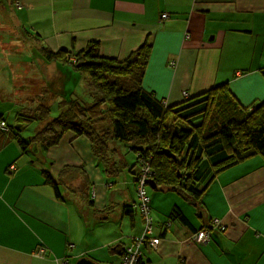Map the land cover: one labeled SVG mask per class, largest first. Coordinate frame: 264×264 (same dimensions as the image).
<instances>
[{"label": "crops", "instance_id": "obj_1", "mask_svg": "<svg viewBox=\"0 0 264 264\" xmlns=\"http://www.w3.org/2000/svg\"><path fill=\"white\" fill-rule=\"evenodd\" d=\"M20 2V11L24 6L28 12L8 22L3 14L8 0H0V117L12 128L16 111L25 108L14 105V91L21 89L28 95L33 91L26 88L31 82L20 79L24 75L17 69L21 66L28 75L29 62L42 59L36 54L40 40L48 47L73 51L96 42L102 56L118 60L148 44L142 87L166 106L182 102L183 91L192 97L223 84L242 107L264 101V0ZM35 13L44 20L38 21L44 24L41 27H37ZM163 13L167 14L164 19ZM31 44L35 57L29 50ZM50 64L73 88L77 86L73 72L58 62L47 66ZM34 67L39 69H34L35 77L43 78L44 65ZM61 87L66 88L62 83ZM31 101H36L35 95ZM12 104L16 108L10 122ZM71 139L67 135L59 145L42 151L44 156L31 155L29 148L22 151L10 132L0 128V264H63V259L75 264L80 258L95 264H118L113 246L128 245L132 234L142 230V220L121 216L118 206L137 203L134 183L125 174L104 179L88 141ZM82 163L84 167L78 169ZM67 165L76 170L66 171ZM42 171L54 185L45 183ZM63 171L70 177L63 176ZM73 182L79 183L78 189L71 187ZM210 195L216 197L212 206L205 201L203 214L210 210L221 218L226 231H216L205 244H189L194 230L169 218L173 207L168 211L167 206L164 216L158 203L155 209L151 204L156 213L152 234L159 236V242L156 249L142 252L141 264H264V165L235 181L229 178L222 192L218 187ZM170 200L191 224L202 223L191 212L195 208L178 196L167 199V204ZM149 201L152 203L150 197Z\"/></svg>", "mask_w": 264, "mask_h": 264}, {"label": "trees", "instance_id": "obj_2", "mask_svg": "<svg viewBox=\"0 0 264 264\" xmlns=\"http://www.w3.org/2000/svg\"><path fill=\"white\" fill-rule=\"evenodd\" d=\"M9 2L16 12L22 9L20 0ZM42 42H37L39 54H36L42 57L43 64L58 62L62 68L69 69L77 77V86L73 88L74 84L62 76L61 83L66 88L61 95L56 93L59 100L50 106L48 97L53 90L50 87L46 90L45 82L34 78L42 82L43 89L38 90L36 98L40 102L17 110L14 128L0 117V123L5 124L20 149L26 151L33 142L46 153L67 135H72L70 142L84 137L104 179L125 174L134 181L136 190L144 181L145 191L147 186L156 191L175 193L187 206L197 209L194 210L196 216L203 220L198 225L191 224L177 205L168 215L194 230L189 244L202 245L195 241L201 231L209 232L208 242L216 231L225 232L224 221L212 216L210 210L204 216L203 211L207 208L198 207V204L220 172L257 156L264 165V101L251 108L242 107L227 84H223L188 96L179 104L166 106L142 87L150 54L148 44L118 60L102 56L96 42L74 51L60 46L48 47ZM80 84L84 88L78 87ZM51 107L57 110V115L50 120ZM45 115L49 120L47 124L25 141L19 133L28 126L27 122ZM128 157L132 158L131 163ZM65 167L66 171L76 170L74 165ZM83 167V163L77 166L78 169ZM42 173L46 184H55L47 173ZM62 174L70 177L69 172ZM118 206L121 216L127 219L136 216L142 220V230L132 234L133 237L144 234L147 220L144 212L150 218L153 230L155 225L149 202L145 207L140 200ZM150 236L159 240V236ZM127 247L120 243L113 246L119 262ZM152 249L147 242H142L141 257L136 264H141L144 250Z\"/></svg>", "mask_w": 264, "mask_h": 264}, {"label": "rangeland", "instance_id": "obj_3", "mask_svg": "<svg viewBox=\"0 0 264 264\" xmlns=\"http://www.w3.org/2000/svg\"><path fill=\"white\" fill-rule=\"evenodd\" d=\"M8 3H9V7L6 6L3 9V14L5 15L4 19H9V20H7L8 22L15 21L18 18L17 15H24V14H26L28 12V8L23 6V10L22 11H18L15 14V12H14L15 8H14V6H12L13 4H11L9 2V0H8ZM35 14H36V17H37V27H41L44 24L39 25L38 24V21H40L39 23H43L44 20H39V13H35ZM163 14H165V13H163ZM165 15H167V14H165ZM21 22H23V20H21ZM29 50L31 52V55L35 57V54L33 53L34 46L32 44L30 45V49ZM29 63L30 64L28 66V68H29L28 75L24 73V71L22 70V67L21 66H18V69L17 70L20 71L24 75V76L20 77V79H22L23 81H25L26 84H27V82H31V84H27L26 85V88H31L33 91H31L30 94L35 95L36 98H37V95H39L38 94V90L41 91L43 89V87H42V83L37 84L35 82V79H34L35 78V73H33V72H34V69H36V71H38L39 69L36 68V67H34V64L37 65V63H39L40 68L44 64H43L42 60L39 59V58H38V61H35V62L30 61ZM24 64H26V63H24ZM26 65H28V64H26ZM15 68H16V65L14 66V71H15ZM44 68L46 69V71L42 74L43 75V78H37V79H40L42 82H44L43 79H45V84L46 85H44V88L47 90L50 87L53 90V92L50 93V95L48 97L49 98L48 99V102H49L50 106H52L53 104H55V102H57L59 100L58 97L56 96V93H59L60 92L59 95L62 94L61 93L62 92V87H61V78H62V76H59V74L57 72H55L54 67H53V64H50L49 66L44 65ZM48 83H51L52 86H47ZM78 87L84 88V86L82 84H80ZM14 89H16V88H14ZM16 90H18V89H16ZM13 94L16 95L15 97L13 95V97H14L13 98V101H14V105L18 109H20L22 106L27 109L29 107V105L37 104L38 102H40V101H35V102L31 101L32 95H28L26 92L22 91L21 89H20V91L19 90L18 91H14ZM181 95H182V97H184L183 93ZM11 97H12V94H11ZM184 98H187V97H184ZM14 105L12 104V112H11L12 114H10L8 116V120L10 122H13V113L15 112V108H16ZM55 115H57V110H55L53 107H51L50 108V118L49 119L51 120ZM46 116L47 115L43 116L42 119H38L36 123L34 122V124H29L28 126H26L19 133L21 135V137L25 141H28L30 139V137L33 135L34 131L37 128H42L45 124H47L46 122L49 121V120L47 118H45ZM10 117H12V118H10ZM5 118H7V115H5ZM32 143L28 146L29 147V150H30L29 151L30 154L31 155L32 154L36 155V152H38V153H41L44 156L43 152L40 150V147L38 145H36L34 143L32 144ZM128 161L131 163L132 162V158L131 157H128ZM262 162L263 161H262L261 157L260 156H257V157H253V158H250L249 160H247L246 161V164H245V162L244 163H240V164L234 165L233 167H230V168L226 169L223 172H220L217 175V177L215 178V180H213L210 183L209 187L206 189L203 197L200 199V202L198 204V207L199 206L200 207H203L205 201H206V205L207 204L208 205H211L212 204L213 199L216 197V196L210 195L213 189L216 190L219 187L220 188V191L222 192L223 185L225 184V182L229 178L232 181H235L236 179H240V178H242L244 176V173L246 175L249 172L253 171V169H255L257 166L262 165ZM48 165H49V162H47L46 167H49ZM123 177L124 176H122L120 178V181H122V182L124 181V178ZM128 180H129V182L131 184L134 183L131 180V178H128ZM111 182L114 183L113 180ZM122 182H120V184ZM80 185H81V182H80ZM78 186H79V183L78 182H73L72 185H71V187H76V189H78ZM62 189H63V187H60V190H62ZM64 190H66V189H64ZM174 194L171 193V192H167V191H165V192H163V191H154L150 187L148 188L146 186V195L149 196L151 198V200H152V203L149 201V205L151 206V204H154V206L152 207V209H155L156 208V203H158L159 204L158 207H159V209H162V212H163V215L164 216H166L167 213H168V211L173 207L172 206L173 204L171 203V200H170V204H167V199H169L170 197L172 198V197L176 196ZM208 194L210 196H208ZM93 196H95V191L93 192ZM63 198H65V197H63ZM117 198H122V197L119 196ZM205 198H206V200H205ZM66 200L67 199H65V201ZM167 206H168V211H167ZM207 207H210V206H207ZM213 207L219 208V207H221V205H214ZM195 210H197V209H195ZM191 212L194 215V212L195 211L194 210H191ZM151 214H152V217H154V220H155L156 213H154V211L151 210ZM193 215L190 214L191 218L194 220V217H192ZM213 215L214 214H212V216ZM172 223L173 224H177V222L176 221L174 222V220H172ZM153 224H154V222H153ZM96 237H98V235H96ZM145 256H147V254L144 253V257Z\"/></svg>", "mask_w": 264, "mask_h": 264}, {"label": "built area", "instance_id": "obj_4", "mask_svg": "<svg viewBox=\"0 0 264 264\" xmlns=\"http://www.w3.org/2000/svg\"><path fill=\"white\" fill-rule=\"evenodd\" d=\"M163 18H166L165 14H162ZM183 95L186 96V93L183 92ZM0 128L7 130L5 128V124L3 122L0 123ZM144 181H141L138 186H137V195L139 197V200L141 201L143 207L147 204L148 197L146 195V191L144 188ZM146 220V225H145V230L144 234L141 236H136V237H131L128 247L126 249V254L124 256H121L119 264H136L138 260L141 257V250H140V245L142 242H147L148 245H150L151 248H156L158 244V238L151 237L150 234L152 233V223L150 218L147 217L146 212H144ZM215 224H218V222L215 220ZM210 237L209 232L207 231H201L195 236V241L200 244H205L208 242ZM63 264H68V260H64Z\"/></svg>", "mask_w": 264, "mask_h": 264}, {"label": "water", "instance_id": "obj_5", "mask_svg": "<svg viewBox=\"0 0 264 264\" xmlns=\"http://www.w3.org/2000/svg\"><path fill=\"white\" fill-rule=\"evenodd\" d=\"M75 264H95V263L87 258H80L79 260L75 262Z\"/></svg>", "mask_w": 264, "mask_h": 264}, {"label": "clouds", "instance_id": "obj_6", "mask_svg": "<svg viewBox=\"0 0 264 264\" xmlns=\"http://www.w3.org/2000/svg\"><path fill=\"white\" fill-rule=\"evenodd\" d=\"M161 18H162V15H161ZM183 92H185V91H183ZM182 92V93H183ZM186 93V92H185ZM184 97H188V94H186V96H184ZM139 198V197H138ZM147 202H149V198H148V201ZM152 234V233H151ZM159 242V241H158Z\"/></svg>", "mask_w": 264, "mask_h": 264}]
</instances>
